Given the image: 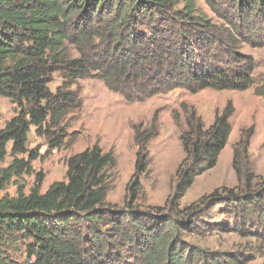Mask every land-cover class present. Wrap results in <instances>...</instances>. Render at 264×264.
I'll return each instance as SVG.
<instances>
[{
    "label": "trees",
    "instance_id": "trees-1",
    "mask_svg": "<svg viewBox=\"0 0 264 264\" xmlns=\"http://www.w3.org/2000/svg\"><path fill=\"white\" fill-rule=\"evenodd\" d=\"M206 2L241 41L252 39L255 12L264 19V0H236L235 18L222 14L211 0ZM240 25L247 35L239 32ZM259 30L264 40V28ZM224 40L229 45L224 46ZM235 41L232 31L225 36L194 0H0V96L20 107L0 128V163L9 142L12 156L7 166L0 167V192L10 183L16 187L15 195L0 196V264H112L113 259L121 260L115 249L119 241L133 244L140 237L150 239L139 253V264H220L217 258L195 251L187 257L176 237L182 230L192 232L195 223H206L209 209L221 204L234 218L235 231L256 238L263 235L264 176L255 177L240 165L241 158H248L253 125L233 147L237 185L217 187L190 204H180L195 178L216 165L227 144L235 111L231 101L215 113L208 127L190 114L180 136L184 157L163 206L154 207L156 213L131 208L147 169L149 137H136L139 148L126 186L128 211L106 199V169L116 161L98 144L70 156L66 180L53 181L44 192H40L41 171L35 173L28 193L18 181L34 173L31 162L43 157L26 146L32 127L36 135L46 136L50 149L62 143L66 132L61 123L71 108L81 105L71 89L78 78L98 77L128 101L175 88L244 90L252 85L253 61L236 51ZM67 43L75 45L77 56L71 55ZM207 43H214L212 51L197 52ZM55 72L62 82L52 91L48 84ZM254 90L264 98V82ZM165 224L173 231H160ZM4 239L24 242L22 262L1 255Z\"/></svg>",
    "mask_w": 264,
    "mask_h": 264
},
{
    "label": "rangeland",
    "instance_id": "rangeland-1",
    "mask_svg": "<svg viewBox=\"0 0 264 264\" xmlns=\"http://www.w3.org/2000/svg\"><path fill=\"white\" fill-rule=\"evenodd\" d=\"M211 1L222 14L229 18L237 17L236 0ZM194 3L202 13L214 21L217 29L223 31L225 36L231 35L232 31L236 38L233 43L236 51L253 61L252 85L244 90L205 88L195 92L175 88L166 94L154 95L142 101H128L119 93L110 90L98 77L78 78L71 89L77 93L81 105L71 108L64 117L61 125L64 126L66 135L63 136L60 146L50 149L46 136L36 135L34 127L28 133L27 148L37 151L39 156L43 157L31 162L34 173L18 179L24 183L26 193L33 185L34 175L38 171L43 174L40 192H44L53 181L66 180L67 159L93 144H98L103 152H111L116 161L113 167L106 169V199L119 209L128 211L130 207H127L126 203L127 200L130 201V196L126 186L134 172L136 151L139 148L136 137L143 140L149 137L146 141L147 169L140 176L141 186L131 208L135 211L156 213L154 207L163 206L174 181L176 168L184 157L180 136L187 130L190 114L199 117L204 126L208 127L215 113H220L227 101H231L235 107L230 117L231 130L227 144L219 152L216 165L195 178L180 204H190L217 187L232 188L237 185L232 167L233 147L243 132L252 125L253 134L248 138V158H241V170L249 174L254 173L255 177L264 176V98L254 92V88L264 82V40L259 30L264 28V19L255 12L251 18L252 39L241 41L240 35L234 33L232 27L216 14L206 0H194ZM181 6L180 2L178 9ZM239 32L248 34L244 25L240 27ZM167 33L164 32L165 35ZM67 45L71 55L77 56L75 45ZM225 45H229L226 40ZM212 46L210 43L199 45L197 52L204 49L212 51ZM61 82L60 73L55 72L48 86L54 91ZM19 110L20 107L12 100L0 96V128ZM10 145L11 142L7 144L8 153L0 167L7 166L12 160ZM15 192V185L10 183L1 190L0 196H13ZM223 205L210 208L205 217L206 223H195L192 232H179L180 237L176 238L181 239V251H187V257L191 251L204 253L217 258L220 264H264V234L256 238L235 231V220L231 215L224 213ZM257 223L260 225V222ZM172 228L171 225L165 224L160 231H173ZM257 231L263 232V229L257 228ZM149 239L150 237H140L138 242L133 244L118 240L115 249L116 253L120 251L116 255L121 260L116 262L113 259L112 264H139V253H143L141 249H145V242ZM24 251V242L21 239L3 240L2 256L5 254L13 261L22 262L25 258ZM231 257L234 262L226 259Z\"/></svg>",
    "mask_w": 264,
    "mask_h": 264
}]
</instances>
